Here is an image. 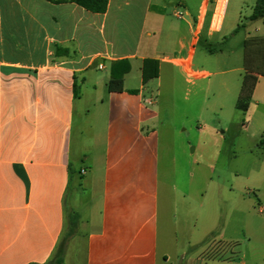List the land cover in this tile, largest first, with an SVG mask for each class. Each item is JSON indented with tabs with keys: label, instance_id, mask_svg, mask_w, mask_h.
Here are the masks:
<instances>
[{
	"label": "crops",
	"instance_id": "0c3cea01",
	"mask_svg": "<svg viewBox=\"0 0 264 264\" xmlns=\"http://www.w3.org/2000/svg\"><path fill=\"white\" fill-rule=\"evenodd\" d=\"M227 4L109 0L107 11L96 14L71 0H0V264H57L61 243L62 264H79L70 234L75 214L86 229L83 264H170L173 244L184 246L187 264H249L238 237L241 230L249 239L255 234L246 209V181L255 169L246 176L228 172V215H216L196 238L195 227L189 230L193 210L182 211L178 199L190 193L164 178L160 116L148 95L154 79H142L147 59L159 63L155 79L163 68L187 82L210 76L193 70L196 47L220 34ZM253 12L231 32L264 21L251 20ZM119 61L131 71L123 92H109L111 64ZM260 68H243L233 105L262 116L254 138L264 137ZM248 76L257 81L242 110ZM219 222L231 233L207 239Z\"/></svg>",
	"mask_w": 264,
	"mask_h": 264
},
{
	"label": "rangeland",
	"instance_id": "374dc122",
	"mask_svg": "<svg viewBox=\"0 0 264 264\" xmlns=\"http://www.w3.org/2000/svg\"><path fill=\"white\" fill-rule=\"evenodd\" d=\"M257 1L228 0L220 34L211 43L202 41L197 45L193 70L196 73L209 72L210 76L202 79L190 77L191 81L187 82L178 73L163 68L161 79L151 81L148 89L160 116L164 178L172 182L177 180L180 189L187 195L190 193L187 199L182 195L178 199L183 201V205L179 203L182 211V207L193 210L189 230L195 227L196 238L202 237L213 226L218 215H228L230 196L226 187L231 178L228 172L246 176L255 169L252 181H246L250 189L246 197L251 199L246 206L251 214L247 216V226L255 234L250 240L241 230L238 237L242 254L249 264H264V213H259L260 204L253 193L259 187L264 198V174H258L259 171L264 173V144H261L264 137H252L263 119L253 109L247 113L235 110L233 105L237 101L243 68L254 63L264 65V21L243 26L236 35L230 29L238 19L245 20L251 15ZM260 71L264 73L263 68ZM227 88L232 89L233 94L227 93ZM250 117L253 123L247 127L245 122ZM214 225V234L207 239H222L223 234L232 231H224L221 222ZM85 230L78 222L71 237L79 264L84 260ZM259 247V257L256 261L251 260ZM171 249L170 264H187L190 255L184 258V246L173 244Z\"/></svg>",
	"mask_w": 264,
	"mask_h": 264
},
{
	"label": "trees",
	"instance_id": "16d2710c",
	"mask_svg": "<svg viewBox=\"0 0 264 264\" xmlns=\"http://www.w3.org/2000/svg\"><path fill=\"white\" fill-rule=\"evenodd\" d=\"M55 3H62L65 0H53ZM73 3L78 6L96 14H103L107 11L109 0H71ZM264 18V0H258L257 6L254 9L253 15L251 16V20H258ZM131 71V66L127 61H119L113 62L111 64L110 70V80L108 82V91L109 92H123L124 91V76ZM159 63L156 60L147 59L143 64V83L147 84L150 80L158 78L159 76ZM249 78H252V82L249 81ZM257 81V77L248 76L244 82V86L242 89V100L244 101L243 105L239 104V108L242 110H247L249 100L252 96L255 82ZM136 93V91H132ZM261 144H264V140H262ZM79 217L77 214L71 217L73 227L77 225ZM71 228L70 234H72L75 230ZM63 243L60 244L57 251V264L63 263Z\"/></svg>",
	"mask_w": 264,
	"mask_h": 264
},
{
	"label": "built area",
	"instance_id": "2783aa9c",
	"mask_svg": "<svg viewBox=\"0 0 264 264\" xmlns=\"http://www.w3.org/2000/svg\"><path fill=\"white\" fill-rule=\"evenodd\" d=\"M178 15H179L180 17L182 16V14H181V13H179ZM221 15H222V14H219V17H221ZM217 27H218V26H213V30H215V31H216ZM99 68H100V69H103V68H104V66L101 64V65H99ZM83 173H84V172H83Z\"/></svg>",
	"mask_w": 264,
	"mask_h": 264
}]
</instances>
